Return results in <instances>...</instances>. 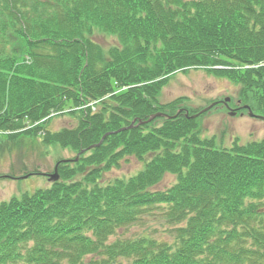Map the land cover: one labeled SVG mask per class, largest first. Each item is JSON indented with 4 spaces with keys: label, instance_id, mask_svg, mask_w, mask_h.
Listing matches in <instances>:
<instances>
[{
    "label": "trees",
    "instance_id": "1",
    "mask_svg": "<svg viewBox=\"0 0 264 264\" xmlns=\"http://www.w3.org/2000/svg\"><path fill=\"white\" fill-rule=\"evenodd\" d=\"M96 34L117 43L105 53ZM198 69L264 114V0H0V138L28 118L22 135L79 153L112 132L0 204V264H264V138L219 147L184 97L159 101ZM55 112L77 126L51 133ZM158 112L172 117L116 132ZM129 158L143 167L103 183ZM150 217L174 226L170 242L121 236Z\"/></svg>",
    "mask_w": 264,
    "mask_h": 264
},
{
    "label": "rangeland",
    "instance_id": "2",
    "mask_svg": "<svg viewBox=\"0 0 264 264\" xmlns=\"http://www.w3.org/2000/svg\"><path fill=\"white\" fill-rule=\"evenodd\" d=\"M94 39L105 48V53L115 45L116 39L111 36L96 34ZM185 98V111L200 109L201 113L211 103L223 98H231L236 104L239 101V88L231 81L208 74L204 69L191 70L187 73H177L167 84L159 96L161 104L174 101L177 98ZM262 114V113H258ZM54 116L45 119V125L52 132H59L63 128H74L77 126V118L72 115L52 114ZM264 115V114H263ZM201 134L204 137L216 138L219 147H231L234 143H248L252 140L264 138V120L251 117L249 113H241L231 116L222 107L209 110L198 115ZM22 122L23 126L10 131L9 135L15 139L7 137L0 138L7 142L6 150L0 152V204L13 198H22L25 194H33L39 189L50 186L49 174L55 172V168L62 164L61 160H73L77 157V152L62 148L58 144H52L43 137V132L36 137L22 135L23 131L32 129L36 123ZM8 132L0 131V135ZM47 142V143H46ZM143 167V163L135 158H129L121 162V165L114 167L109 172H105L103 183H108L116 178L129 177L137 173ZM59 170V169H58ZM38 173V174H34ZM27 174H34L28 178H23ZM176 175L166 174L156 189H165L176 182ZM174 226L166 219L160 217H150L144 222L134 225L126 231H120L121 236L138 237L146 235L158 240L173 239ZM119 237L117 233L111 239Z\"/></svg>",
    "mask_w": 264,
    "mask_h": 264
},
{
    "label": "water",
    "instance_id": "3",
    "mask_svg": "<svg viewBox=\"0 0 264 264\" xmlns=\"http://www.w3.org/2000/svg\"><path fill=\"white\" fill-rule=\"evenodd\" d=\"M219 102H222V103H223V104H224V105L230 110V111H229V114H230L231 116H235V115L237 114V110H239V109H247V110H248V113H249V115H250L251 117H257V118H260V119H263V120H264V116L257 115V114L252 110V108H251L249 105H243V106H242V105H240V103H239V104H237V105H238V109L235 110V109L231 108V107L229 106V103L231 102V98H229V97L225 98V99L222 100V101H216V102L210 104V105L207 106L204 110H202L201 113H198V114H196V115H192V116H190L189 113L186 112L185 115H186L187 117L196 118L199 114H202V113H204V112H207V111H209L211 108H213V107H215L216 105H218ZM159 117H172V116H169L168 114H165V113H162V112H158V113H155V114L151 115V116L149 117V119H147V120H145V121H144V120H139V121H138L137 119H134V120L132 121V123H131L130 126L123 127V128H121L120 130H118V131H116V132L118 133V132H121V131H125V130H128V129H132V128H134V127H137V126L143 125L144 123H149V122H151V121H153V120H155L156 118H159ZM137 121H138V123H137ZM109 134H112V132L106 133V134L102 137L101 141H100L98 144H95V145H92V146L88 147L87 150H90V149H92V148H95V147L100 146V145L104 142L105 138H106ZM85 150H86V149H83V150L81 151L80 155H81L82 153H84ZM80 155H78V157L76 158V160H79ZM58 165H59V164H57V166H56V168H55V172H54L53 174H49V181H50V182H56V181H58V180L60 179V174H59V171H58ZM27 177H29V175L25 176V178H27Z\"/></svg>",
    "mask_w": 264,
    "mask_h": 264
}]
</instances>
